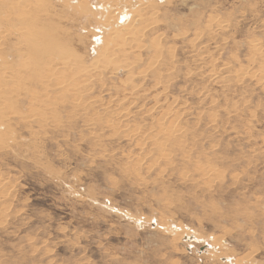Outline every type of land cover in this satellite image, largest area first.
<instances>
[{
    "label": "rangeland",
    "instance_id": "1",
    "mask_svg": "<svg viewBox=\"0 0 264 264\" xmlns=\"http://www.w3.org/2000/svg\"><path fill=\"white\" fill-rule=\"evenodd\" d=\"M0 16V264H264V0Z\"/></svg>",
    "mask_w": 264,
    "mask_h": 264
},
{
    "label": "bare ground",
    "instance_id": "2",
    "mask_svg": "<svg viewBox=\"0 0 264 264\" xmlns=\"http://www.w3.org/2000/svg\"><path fill=\"white\" fill-rule=\"evenodd\" d=\"M105 6L104 7H102V9L103 10H105ZM1 17V16H0ZM9 17V16H8ZM8 17H5L4 16V19H6V18H8ZM20 17V16H19ZM113 16L110 14L109 15V12H108V16L106 17V19H105V21L106 22H108L109 24L111 23V21H113L112 18ZM3 18V17H2ZM2 18H1V20H2ZM4 19L2 20V21H4ZM7 20H9V19H7ZM4 22H6V21H4ZM8 22V21H7ZM9 22H10V20H9ZM1 23V22H0ZM8 24V23H7ZM14 24V23H13ZM0 25H2V24H0ZM9 25V24H8ZM8 25H6V26H8ZM4 26V25H3ZM7 28H9V27H7ZM110 29H115V30H117L116 28H114V27H112V28H110ZM21 30L22 29H20V32H21ZM24 30V29H23ZM22 30V31H23ZM115 30H111L112 31V35H116L117 34V32L115 31ZM16 31V30H15ZM19 30H17V32H18ZM17 34V33H16ZM109 34H111V33H109ZM129 34V33H128ZM130 35V34H129ZM2 36H4V35H2ZM20 36V35H19ZM1 37V36H0ZM22 38H24L23 36H22ZM32 38V37H31ZM127 38H130V37H127ZM127 38H126V40H127ZM21 39V38H20ZM110 41V38L108 37V42ZM129 41H131V39L129 40ZM106 42V44L105 45H108V42L107 41H105ZM123 44H125L124 42H123ZM41 45V44H40ZM253 49H254V51H258L259 50V48H258V46H257V44L256 45H254L253 46ZM46 50V49H45ZM158 51V50H157ZM24 67V66H23ZM94 67V66H93ZM96 68V67H95ZM239 74H241V73H237V76L239 77ZM242 76L244 75V73H242L241 74ZM262 76H264V74H262ZM3 91V90H2ZM8 114V113H7ZM6 119V118H5ZM0 126H2V125H0ZM5 128V127H4ZM6 130V129H5ZM8 131V130H7ZM4 132V131H3ZM133 132H135V131H133ZM1 133V132H0ZM184 132H182V130L180 129V128H178L177 126H175V125H166V123H165V121H160L159 122V124H158V127H157V130H156V134L154 135V137H155V139H163L164 141H165V143H160L159 144V146H158V148H159V151H165V149H166V147H167V144L169 143V142H171V141H173L174 139H176L177 140V137L178 136H180L181 134H183ZM3 136V135H2ZM179 138V137H178ZM181 138V137H180ZM178 141V140H177ZM157 143H158V141H157ZM155 144H156V142H155ZM168 157V156H167ZM167 157H166V155H164V157H163V159H164V161H166L167 162ZM199 168H203V167H199ZM199 171H201L202 172V174H203V176H207L209 173H211L213 170H211V169H205V168H203V169H199ZM201 175V174H200ZM211 175V174H210ZM207 177H209V176H207ZM211 177V176H210Z\"/></svg>",
    "mask_w": 264,
    "mask_h": 264
}]
</instances>
